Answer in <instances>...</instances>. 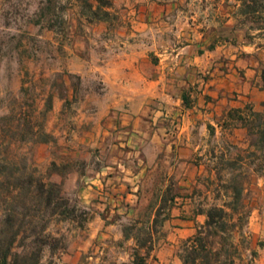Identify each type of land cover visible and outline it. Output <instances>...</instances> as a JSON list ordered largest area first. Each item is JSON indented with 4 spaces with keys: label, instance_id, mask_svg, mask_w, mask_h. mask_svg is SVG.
<instances>
[{
    "label": "rangeland",
    "instance_id": "1",
    "mask_svg": "<svg viewBox=\"0 0 264 264\" xmlns=\"http://www.w3.org/2000/svg\"><path fill=\"white\" fill-rule=\"evenodd\" d=\"M22 2L19 14L31 15L35 0ZM4 7L6 9L8 5L4 6V0H0V12ZM236 8L235 0H112L107 22L89 24L76 9H68L67 25L63 31L53 32L27 24L23 30L30 40L25 42L24 56L14 55L9 60H0V118L6 117L0 121V128L2 124L16 125L18 118L25 117L32 129L45 132L47 143H40L35 138L26 144L28 157L40 173L49 175V180L60 184L62 189V182L54 181L56 176L86 175L108 157L101 155L93 146L76 147L74 143V150H70L66 146L67 140H61L57 134L61 130L78 131L76 118H80V111L94 108L91 99L93 94L102 91V83L99 75L92 71L93 65L103 48L104 32L115 33L126 27L124 10L162 13L160 21L163 22L159 27L164 35L158 39L161 44L170 39L172 28L173 31L177 28L179 31L192 29L194 39L202 30L206 33L202 37L208 39L214 36L215 31L217 44H227L225 48L230 49L237 34H242L248 41L257 37L264 39V33L257 36L254 31L246 32L250 24L239 23L235 16ZM23 22V19L19 20V23ZM13 26L11 33L14 32ZM83 60H88L91 66L83 69ZM80 69L82 73H76ZM220 70L227 73L231 70L230 65L223 62ZM260 113H264V103ZM250 123L251 119L241 122L246 125L245 133L236 144L230 143L225 133L210 134L207 129L206 135L201 137L202 155L194 156V163L202 165L203 171L191 182L182 179L186 166L175 165L170 169L174 158H162L122 208L110 207L104 201L101 210L87 208L78 202L75 190L64 193L62 189L63 197L76 209L72 220L58 219L50 224L49 231L63 237L65 248L55 252L45 249L42 264H130L135 243L132 239L126 240L124 233L136 235L138 229L149 230V234H139L143 239L150 237L151 243L147 247L152 250L148 252L147 264H182L178 257L181 242L205 220L204 216L196 214V210L213 204L209 195L204 199V195L194 192L205 191V178L213 174L216 161L209 151L214 149L219 154L228 148V142L236 147L228 148L231 156L241 154L245 157V150H253L249 146L254 135ZM232 124L226 123L225 127ZM195 135L198 139V130ZM76 149L80 152H70ZM245 164L247 180L242 201L249 216L246 226L234 234V242L238 245L235 264H264V165L260 160L250 159ZM222 174L227 175L228 171ZM81 182L78 181L79 184ZM208 187L210 190L213 188ZM171 196H174L172 203L168 201ZM158 206L162 207L159 221L169 215L162 226L151 222L153 209ZM185 226H189L192 233L182 238L176 229Z\"/></svg>",
    "mask_w": 264,
    "mask_h": 264
},
{
    "label": "crops",
    "instance_id": "2",
    "mask_svg": "<svg viewBox=\"0 0 264 264\" xmlns=\"http://www.w3.org/2000/svg\"><path fill=\"white\" fill-rule=\"evenodd\" d=\"M123 14L126 27L104 32L93 65L102 83L91 99L94 108L80 111L78 131L57 134L70 150L76 143L108 155L86 175L54 178L64 193L75 190L82 206L98 210L102 201L122 208L162 158H174L170 169L186 166L182 179L191 182L203 171L194 156L202 155L206 130L225 133L236 144L245 133L241 122L251 119V112L260 113L264 103L263 38L248 41L237 34L230 49L217 44L215 31L208 39L202 30L194 39L192 29L172 28L161 44L162 13L130 9ZM223 62L230 65L227 73L220 70ZM90 66L82 61L83 69ZM176 230L182 238L192 233L189 226Z\"/></svg>",
    "mask_w": 264,
    "mask_h": 264
},
{
    "label": "trees",
    "instance_id": "3",
    "mask_svg": "<svg viewBox=\"0 0 264 264\" xmlns=\"http://www.w3.org/2000/svg\"><path fill=\"white\" fill-rule=\"evenodd\" d=\"M13 1L4 0V6L8 5V8L4 7L0 12V60L24 56L25 42L30 40L23 30L27 24L60 32L67 25L68 9H76L89 24L107 22L112 10V0H35V9L28 16L19 14L22 0ZM235 2L239 23L250 24L246 32L254 31L257 36L264 33V0ZM20 19L24 22L19 23ZM12 25H15L13 33ZM250 117L254 135L249 146L253 150H245V157L241 154L231 156L228 148L236 147L228 142V148L219 154L214 149L209 151L216 161L213 174L205 178V191L194 192L204 195V199L209 195L213 204L196 210V214L204 216L205 220L181 242L178 257L182 264H235L238 245L234 242V234L246 226L249 216L242 201L247 180L245 162L260 160L264 165V113L251 112ZM5 119L2 117L0 121ZM1 127L0 264H42L45 249L55 252L65 248L63 237L49 231L50 224L58 219L72 220L76 206L69 205L60 184L40 173L28 157L26 144L30 139L38 138V142L47 143V134L32 129L25 117L18 118L16 125L2 124ZM208 129L214 134L213 128ZM226 170L228 174H222ZM208 186L213 188L210 190ZM168 201L172 203L174 196ZM161 213V206L153 209L152 224L162 226L169 219L166 215L159 221ZM137 233H124L126 240L132 239L135 243L130 264H147L148 252L152 250L147 247L151 243L150 237L143 239L139 234H149V230L138 229Z\"/></svg>",
    "mask_w": 264,
    "mask_h": 264
}]
</instances>
